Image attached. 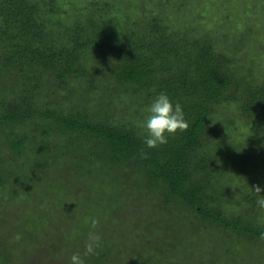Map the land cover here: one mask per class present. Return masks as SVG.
<instances>
[{
  "label": "trees",
  "instance_id": "1",
  "mask_svg": "<svg viewBox=\"0 0 264 264\" xmlns=\"http://www.w3.org/2000/svg\"><path fill=\"white\" fill-rule=\"evenodd\" d=\"M151 1L144 10L140 5L144 0H0V188L13 187L10 178L24 165L30 167L34 158L36 173L47 164L55 168L69 160L74 171L84 169L88 175L90 186L84 188L88 192L103 179L116 180L113 173L119 171L124 183L135 178L136 189L159 195L164 212L169 203H176L170 210L183 205L203 222H213L239 239H261L264 214L257 201L262 192L256 193L255 185L247 189L235 185L241 196L237 198L230 188V172L253 182L264 176L261 142H243L235 125L252 121L264 126V75L252 70L254 62L248 65L235 57L244 42L251 44L250 30L242 29L239 38L231 40L229 47L238 51L229 54L211 32L207 35L201 28L184 25L189 15L184 10L179 18L173 14V3ZM187 1L208 14L212 8L223 11L217 22L231 18L229 11H240L236 2L231 10L230 0ZM186 2L178 0L184 8ZM79 78L84 83L90 79L102 93L92 109L78 102L81 90L70 89ZM161 92L173 106L181 105L189 127L150 149L144 143L146 130L136 119H146L139 111L148 110ZM123 93L124 99L138 94L139 107L130 110L134 114L113 112ZM141 150L147 158H142ZM256 158L260 162L254 163ZM251 162L263 169H249ZM242 166L245 170L234 175L233 167ZM241 201L248 206L241 208ZM99 209L96 204L76 209V214L83 213L82 220H89L78 233L97 228L90 220L102 219ZM145 223L154 236L168 230L167 222L160 226L147 217ZM110 242L100 240L88 255L75 238L47 244L44 260L71 264V256L79 254L85 264H126L119 257L126 243L116 242L115 251ZM163 243L161 247L164 239ZM161 247L151 248L164 252ZM129 248L133 252L129 254L137 257L136 247ZM164 254L156 253L151 260L143 257L139 264H165ZM136 257L127 264H135Z\"/></svg>",
  "mask_w": 264,
  "mask_h": 264
},
{
  "label": "rangeland",
  "instance_id": "2",
  "mask_svg": "<svg viewBox=\"0 0 264 264\" xmlns=\"http://www.w3.org/2000/svg\"><path fill=\"white\" fill-rule=\"evenodd\" d=\"M167 1L176 7L173 12L175 16L180 18L182 10L189 14L188 18L185 17L189 23L184 21V25L187 23L195 29L201 28V31L207 35L211 32L217 45L223 47L229 54L238 51L229 47L231 40L239 38L242 29L249 28L248 37L251 44L246 43L248 41L244 42L242 49H239L242 52L235 54V57L237 60H245L247 64L248 61L255 63V70L253 68L252 70L260 76L264 75V0H230L231 10H235L236 2L240 11L227 12L231 18L229 16L222 22H217L219 16H223V11L218 13L219 9L215 11L210 6L212 9L208 14L205 13L206 11L202 12L197 4L194 6V3H187V0H183V2L187 1L185 8L178 3V0ZM151 2L150 0V3H145L144 0L140 5L145 6L144 10H148L152 6ZM213 2L217 1L212 0ZM215 15H218L216 19H214ZM173 23L177 24V21ZM227 25L232 26L231 29H228ZM81 79L75 82L78 86L71 83L70 89L77 87V90H81L79 92L81 100L78 102L92 109L95 106L93 104H97L101 99L102 93H97L100 89L97 88L96 83L91 85L90 79L87 83L82 82ZM61 96H64V92ZM125 96L126 94L123 93L120 98L122 102L113 105L112 110L116 114L127 111L130 114L139 107L138 94L128 96L127 99H124ZM61 99L62 97L57 101ZM121 106L123 108L118 110L117 107ZM139 113L144 117L148 115L147 109L146 111L141 109ZM136 120L141 121L139 125L144 130L145 119ZM235 125L239 128L238 133L241 134L243 142L246 139L255 140L261 142L259 149L264 148V126L252 121L249 124L236 121ZM248 145L246 146L250 147ZM36 161V158L32 159V165L28 162L31 167L30 172V167L24 165L25 167L21 168L22 170L17 172L13 179L10 178L13 187H8L7 184L0 188V264H55L49 258L44 260L48 246L67 243L75 238L77 244L82 247L88 241L90 232L99 234L101 240L107 238L113 241L108 245L115 251H117L114 245L116 242H119L120 246L126 243L127 247L124 246L122 253L119 254L121 261L124 260L126 264L129 263L130 258L136 257L129 254L133 252L128 249V245L136 247L138 256L135 264H139L143 257L151 260V257H156V253L162 255L164 252L165 264H264V239H239L235 233L224 230L213 222H203L198 214L191 211L190 214L188 208L183 205H176V211L170 210L176 203L172 205L169 203L167 212H164L160 209L163 199L159 195L145 194L144 188L136 189L135 178H130L127 180L129 183H124L118 171L116 174L113 173L117 181L105 183L103 179L99 186L94 183L91 191L88 192L84 189L90 186L88 175L84 173V169L74 171V166L69 160L65 164L56 163L55 168L47 164L44 171L37 173ZM255 162H260V159L256 158ZM252 163L248 165L249 169H263L261 164L256 168ZM236 168L238 167L232 169L234 175H240L241 168L245 170L243 166L237 170ZM226 170L229 172L231 168L226 167ZM230 175H232L230 188L237 193V198L240 195L236 186H244L247 189L248 186L258 185L264 189V176L253 182L250 178L243 180L242 177L236 178L231 172ZM73 182H76L80 188L77 184H72ZM262 194L264 195V191ZM72 204L74 205L71 207ZM87 204H96L100 208L102 219L95 230L89 229L84 230V233H78L82 224H86L89 220L86 218L82 220L83 213L78 215L75 211L76 209L79 211ZM238 205L241 208L248 206L245 201H241ZM238 205H234L236 213L239 212ZM67 208L72 211L67 212ZM261 212L264 214V208ZM147 217L151 223L158 222L160 226L167 222L168 230L165 234L164 232L162 235L151 234L150 229H146ZM17 235L21 237L19 240L15 239ZM163 239L166 244L161 247L164 244ZM151 247H161L164 252L162 249L154 252ZM114 254L113 257L118 259V253L114 252Z\"/></svg>",
  "mask_w": 264,
  "mask_h": 264
},
{
  "label": "clouds",
  "instance_id": "3",
  "mask_svg": "<svg viewBox=\"0 0 264 264\" xmlns=\"http://www.w3.org/2000/svg\"><path fill=\"white\" fill-rule=\"evenodd\" d=\"M148 115L143 122L146 130L144 143L148 148H155L168 142L167 136L174 135L177 132H184L188 129L189 124L185 120L184 112L180 104L173 106L169 96L161 92L150 104ZM142 158H147V153L141 150ZM256 193H261L264 189L260 186H254ZM259 207L264 208V195H261L257 201ZM99 221L95 218L90 220L91 227L95 229ZM21 237L17 235L16 240ZM264 239V234H261ZM101 237L95 232L89 233L88 241L85 244V255L93 254L95 248L100 246ZM71 264H85L84 259L79 254L71 256Z\"/></svg>",
  "mask_w": 264,
  "mask_h": 264
}]
</instances>
